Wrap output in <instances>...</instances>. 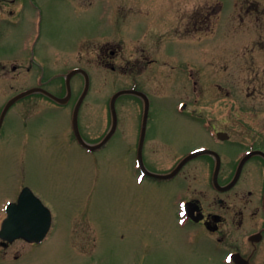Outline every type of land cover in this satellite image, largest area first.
<instances>
[{
  "label": "flooded vegetation",
  "instance_id": "af4514ba",
  "mask_svg": "<svg viewBox=\"0 0 264 264\" xmlns=\"http://www.w3.org/2000/svg\"><path fill=\"white\" fill-rule=\"evenodd\" d=\"M110 1L113 22L119 26L127 24L125 19L129 11L126 10H131L130 14L137 17L145 14L150 18L140 25L135 37L130 38L129 31H133L128 25L116 28L112 36L97 43L93 49L87 47L84 56L80 50L76 55L75 34L71 51L54 54L52 59L46 60L36 54L37 43H31L34 30L32 14L35 11L42 16L40 8L33 0H0V144L10 143L12 139L15 123L8 116L13 107H21L26 113L45 108L56 110V107L62 106H70L73 110L76 105V76L84 81L82 75L71 76V94L66 103L57 104L45 95L36 93L7 109L5 106L14 96L35 88L59 98L66 97V76L79 67H76V56L77 59L86 57L88 65H95L124 82L112 95L121 90L143 94V90H154L160 93L165 86L180 82L185 93H194L196 99L208 91L223 92L226 96L235 88L237 81L242 82L239 80L242 77L248 80L253 95L264 90V0H235L234 11L238 9L237 14L242 19L249 18L250 27H253L257 37L227 53L217 48L215 54H208L205 46L210 30L221 24L223 5L220 2H214L216 9H209L207 0L194 3L196 6L192 5V0ZM120 2L122 5L118 4ZM37 25L39 32V20ZM14 42H19V46L16 47ZM175 43L200 46L198 72L193 70L190 61L185 63L182 70L172 66L179 62L178 55L171 53V48L168 50ZM56 56V67L49 66ZM217 66L218 70L215 71L207 69ZM46 73H49L47 80L44 79ZM207 77L218 80H213L210 85L208 82L207 89H203L202 83L205 85ZM228 77H234L237 81L230 86L225 83ZM111 97L107 103L105 133L91 144L95 145L106 134H111L93 152L104 147L117 133L124 132L127 124L136 125L132 164L135 183L142 187L153 184L171 220V230L153 235L156 242L160 240L158 245L150 247L144 242L138 264H186L187 260L194 264H264V99L260 103L261 108L260 105H187V100H180V104L186 103L177 105L178 102L174 108L175 113L183 117L180 128H195L204 137L191 146L183 140L149 134L151 102L148 99L149 111L140 148L141 167L144 171L161 175L178 168L169 179H155L143 175L137 164L145 112L143 99L134 93L120 96L114 102L113 113L110 109ZM124 97L134 105V114L129 121L122 115ZM29 98L47 100L52 105L47 101H25ZM18 103L22 104L16 105ZM258 110H263L262 117L257 116ZM69 135L76 143L72 124ZM197 149H206L208 153L182 162ZM5 207L6 204L2 207L1 220L5 218ZM52 228L53 218L41 243L21 239L8 244L0 241V264L7 260L19 261L32 247L39 248L50 237ZM81 233L83 237L94 238L91 229H84ZM72 238H77L76 229L73 228L68 233V239L76 253ZM166 245L169 246V258L163 255L159 263L151 259L159 249L165 253ZM181 256L186 260L182 262Z\"/></svg>",
  "mask_w": 264,
  "mask_h": 264
},
{
  "label": "rangeland",
  "instance_id": "374dc122",
  "mask_svg": "<svg viewBox=\"0 0 264 264\" xmlns=\"http://www.w3.org/2000/svg\"><path fill=\"white\" fill-rule=\"evenodd\" d=\"M199 1L192 0V5L196 6L194 3ZM215 1L223 5L222 20L220 28L217 26L209 32L205 46L208 54H215L217 48L227 53L257 37L250 27L249 18L242 19L237 14L239 10L234 11L235 0H207L209 9L217 8ZM33 2L40 8L42 16L35 11L32 14L34 30L31 43H37L36 54L46 60L52 59L54 54L71 51L75 34L76 55L80 50L84 56L87 47L93 49L97 43L112 36L116 28L128 25L133 31H129L130 38L135 37L140 25L150 18L145 14L137 17L130 14L131 10H126L129 11L125 19L127 24L119 26L113 22L110 0ZM118 4L122 5L121 2ZM38 20L41 22L39 32ZM15 46L18 47L19 42ZM170 48L179 60L173 67L182 70L190 61L193 70L199 71V45L175 43L168 50ZM85 58L77 59L76 56V67L84 68L90 76L88 94L78 114V128L84 142L91 144L105 133L108 99L124 82L95 65H88ZM57 59L56 56L49 66L56 67ZM207 69L215 71L218 66ZM48 77L49 73H46L44 79ZM213 80L218 78L207 77L202 88L207 89L208 82L210 85ZM235 80L228 77L225 83L231 86ZM239 80L244 83L237 81L229 95L208 91L201 93L199 99L194 93H185L180 82L165 86L160 93L143 90L151 102L149 134L183 140L188 146L200 142L204 139L201 131L180 128L183 117L175 113L176 104L187 100V105H260L264 90L253 95L248 80L243 77ZM75 84L77 97L82 88L80 76H76ZM31 100L47 101L36 98L25 101ZM122 100L125 103L122 115L129 121L134 114V105L128 98ZM258 113L257 116H263V110H258ZM8 117L15 125L10 143L0 144V220L3 205L15 201L21 190L27 188L52 213L53 228L50 237L39 248L32 247L19 261L7 260L2 264H91L92 261L94 264H138L144 242L154 247L160 240L156 242L153 235L171 230L170 215L163 209L162 199L153 184L142 187L135 183L132 164L136 125L127 124L124 132L117 133L100 150L88 152L70 138V106L28 113L16 106ZM145 188L148 189L145 191ZM72 228L76 229L77 238H72L76 253L68 239ZM84 229L94 231V238L83 237L81 231ZM164 250L165 253L161 249L155 251L151 259L159 263L163 255L169 258V246L166 245ZM179 258L182 262L186 260L184 256ZM186 264L194 263L187 260Z\"/></svg>",
  "mask_w": 264,
  "mask_h": 264
},
{
  "label": "water",
  "instance_id": "95a60500",
  "mask_svg": "<svg viewBox=\"0 0 264 264\" xmlns=\"http://www.w3.org/2000/svg\"><path fill=\"white\" fill-rule=\"evenodd\" d=\"M76 73L84 74L86 77V83H84L85 84L84 93L82 94L80 100L77 103L76 112L73 114V120H74L75 129H76V137L82 146L88 149H92V147L88 146L86 143L84 144V142L82 141L79 135L78 127H77L78 108H79V105H81L80 102L82 101L83 96L86 94L89 83H88L87 76L83 71L76 70ZM42 92L57 102H60V103L65 102V100L56 98L46 91H42ZM29 93H25L17 97L16 99H14L13 101L18 100L19 98ZM47 213L48 212L46 208L41 204V202L37 198H35L31 192H29L28 190H24L20 196L18 204L17 205L12 204L9 208L8 210L9 215L7 217V220L4 221L2 224V228L0 231V238H2L3 240H7L8 242H11L14 239H18L19 237L25 239L26 241L29 240V241L37 242L38 240L39 241L42 240L45 231L48 229V224L50 220V217H48ZM26 214H31L33 219L36 217L37 220L41 222L38 229H35V230H39L40 233L42 232L41 236H38L35 233L29 232L30 230H34L35 228L34 224L35 222H38V221L31 222V218L26 217ZM31 224H33L34 226H32ZM17 231L19 232V234L12 235V233L17 232Z\"/></svg>",
  "mask_w": 264,
  "mask_h": 264
}]
</instances>
